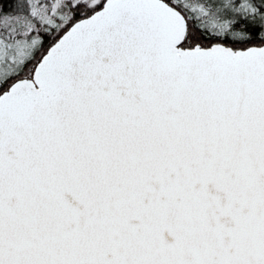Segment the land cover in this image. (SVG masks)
Instances as JSON below:
<instances>
[{
    "label": "snow or ice",
    "instance_id": "obj_1",
    "mask_svg": "<svg viewBox=\"0 0 264 264\" xmlns=\"http://www.w3.org/2000/svg\"><path fill=\"white\" fill-rule=\"evenodd\" d=\"M0 264H264V0H0Z\"/></svg>",
    "mask_w": 264,
    "mask_h": 264
}]
</instances>
